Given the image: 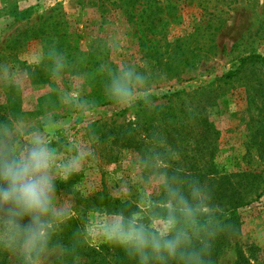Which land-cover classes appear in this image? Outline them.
<instances>
[{"label":"rangeland","instance_id":"rangeland-1","mask_svg":"<svg viewBox=\"0 0 264 264\" xmlns=\"http://www.w3.org/2000/svg\"><path fill=\"white\" fill-rule=\"evenodd\" d=\"M106 41L110 53L102 47ZM53 42L69 60L87 55L88 67L80 71L95 67L100 56H110L114 66L150 69L152 98L168 96L130 111L104 104L98 81L88 88L101 141L96 188L75 190L82 174L55 182L58 199L74 205L79 229L104 196L120 200L112 177L125 167L122 154L142 152L143 138L159 132L179 152V164L230 212L237 233L215 241V264H264V0H0V62L17 63L34 45ZM31 80L34 104L25 103L24 112L9 90L0 99V123L43 114L52 95L46 70L37 69ZM160 110L174 116L164 127ZM132 193L135 199V188ZM0 264L18 261L4 252ZM47 264L61 261L52 256Z\"/></svg>","mask_w":264,"mask_h":264},{"label":"clouds","instance_id":"clouds-1","mask_svg":"<svg viewBox=\"0 0 264 264\" xmlns=\"http://www.w3.org/2000/svg\"><path fill=\"white\" fill-rule=\"evenodd\" d=\"M102 47L110 53L112 42ZM27 56L0 62V99L14 90L26 112L25 103L35 102L31 75L41 68L52 95L36 119L19 114L0 123V253L14 256L18 264H47L52 256L61 264L71 256L79 264L77 246L107 244L139 264H212L215 241L231 240L237 229L229 222L230 212L214 203L209 185L179 164V152L159 132L143 138L142 152L122 154L125 167L112 177L119 182L114 196L137 210L92 209L71 249L55 239L78 216L70 201L58 199L55 182L82 174L75 185L82 193L97 184L101 141L93 125L98 105L88 88L98 81L115 108L134 111L141 103L151 108L152 72L134 62L114 66L110 56L80 71L88 67L87 55L69 60L55 42L36 44ZM67 76L72 79L64 85Z\"/></svg>","mask_w":264,"mask_h":264},{"label":"trees","instance_id":"trees-1","mask_svg":"<svg viewBox=\"0 0 264 264\" xmlns=\"http://www.w3.org/2000/svg\"><path fill=\"white\" fill-rule=\"evenodd\" d=\"M172 96L173 95H171L170 97ZM167 97L168 96L166 95L163 96L162 98H152V99L153 101H157ZM168 102H170V100ZM105 103H109V102H104V104ZM185 110L186 109L182 110L184 114H185ZM160 111H161L160 113L161 120L158 123H160L159 127L162 126L164 127L165 125H168L169 120L174 119V116L169 113H164L162 110ZM102 207L109 212H118L121 209H124L126 214L128 212L137 210L136 207H133L130 204L126 205L122 203L120 200H113L109 196H104L101 199V202H97L95 206H92L91 208L95 209ZM229 222L233 224L232 219H230ZM67 224H72V227L67 228L68 225L63 227V231L60 233L59 237H62L64 247L71 249L74 245L72 241L75 240V235L82 230L79 229V226L77 225V220L75 218L69 220ZM76 254L79 256V264H139L138 260L128 257L127 254L122 249L117 247H112L107 244H103L99 248H93L87 244H80L79 246L76 247ZM217 254H218L217 242H215L211 255L212 264L216 263L215 258ZM242 259L245 260V258H241L240 260ZM67 264H74L73 258L71 256L67 257Z\"/></svg>","mask_w":264,"mask_h":264}]
</instances>
